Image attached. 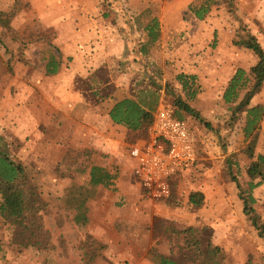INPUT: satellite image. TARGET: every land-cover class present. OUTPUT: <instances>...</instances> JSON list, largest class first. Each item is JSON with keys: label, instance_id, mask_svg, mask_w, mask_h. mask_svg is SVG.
<instances>
[{"label": "rangeland", "instance_id": "374dc122", "mask_svg": "<svg viewBox=\"0 0 264 264\" xmlns=\"http://www.w3.org/2000/svg\"><path fill=\"white\" fill-rule=\"evenodd\" d=\"M193 1L0 0V12L14 15L10 28L0 25V135L17 153L16 159H24L32 167L30 175L37 188L34 199L38 206L30 218L34 221L30 229L12 228L0 218V264H147L145 258L159 264L160 256L177 264H264V238L244 215L242 207L237 208L241 198L233 182L237 180L248 190L251 182L248 172L258 156H264V138L257 133L249 140L245 138L246 114L236 110L246 92L241 93L236 104H226L224 72L219 75L213 69L217 61L213 62L204 50L199 54L192 51L194 38L204 43L203 40L213 37L210 47L215 50L217 46V36L207 29H197L198 22L192 13L205 0L197 5ZM237 2L213 0L205 15L213 14L216 22L222 20L221 26L225 28L221 31L229 28L236 34L234 44L246 42L248 33H252L238 14ZM39 16L41 19H35ZM153 19L159 20L165 33L160 44L147 47L143 57L139 52L144 40L143 26ZM52 20H69L72 33L83 28L79 42L92 44L93 48L98 45L102 52L104 44L117 35L118 28L127 38L132 29L137 40L134 50L138 51L137 57L129 61L134 64L131 78L135 89L157 90L159 106L170 104L176 110L175 102L182 100L199 113L201 120L181 114L198 136V164L191 174L171 182L169 198L138 197L133 190L134 183L139 185L140 181L135 174L137 165L132 159V147L144 141L148 131L131 133L124 140V147L101 156L107 164L121 160L113 166L117 184L123 169L128 172L123 183L128 197L119 199L117 189L91 184L88 188L85 173L72 174L66 169H60L58 175H62V181L72 178L74 183L55 188L53 178L57 174L50 170L49 162L42 161L45 171H38L41 162H35L30 155L32 150L26 152L27 145L9 132L4 133L12 126L3 124V112L16 99L17 77L30 67L24 66L25 57L29 53L57 51L53 45L55 33L44 22ZM132 22L137 29L130 28ZM202 54L207 57L205 60L198 59ZM101 71L100 80L109 79V71L104 68ZM185 72L195 78L194 95L177 81V76L186 75ZM80 152L79 156L68 158L71 169L95 165L97 157L91 152L82 157ZM260 181L264 184V168L255 180ZM194 193L205 196L201 208L189 202ZM254 194L255 215L264 223V185ZM81 205L92 215L85 225H78L71 218ZM26 226L30 224L27 222Z\"/></svg>", "mask_w": 264, "mask_h": 264}, {"label": "crops", "instance_id": "0c3cea01", "mask_svg": "<svg viewBox=\"0 0 264 264\" xmlns=\"http://www.w3.org/2000/svg\"><path fill=\"white\" fill-rule=\"evenodd\" d=\"M193 2L197 5L202 0H194ZM236 7L240 17L250 26L251 35L257 39L264 50V0H238ZM41 11L40 9L38 12ZM212 16L213 14L209 17L205 16L202 21L197 19L195 15L194 18L198 22L197 29H207L212 36H217L216 49L212 50L210 47L213 37L209 41L203 40L204 43L194 38L193 43L195 44L192 51L199 54L201 50H204L205 55L212 56L210 59L213 62L217 61L213 69L219 75H222V71L224 72L225 86L228 87L239 69L249 74L259 60L252 51L235 46L236 34H232L229 28L227 29L229 31H221L225 28L221 26L223 21L219 22L218 20L216 22ZM38 18L41 19L40 16L35 19ZM44 22L55 33L53 45L57 51L53 50L46 54L29 53L25 57L24 66L30 65V67L26 66L27 68L23 70V73L17 77V88L14 90L16 99L11 101L9 109L3 112V124L12 126L6 128L7 131L4 133L9 132L10 136L27 145L26 152L29 148L32 150L31 153H28L33 155L35 162L38 160L41 162L38 171L42 173L45 171L42 169L44 164L42 161L49 162V166L52 168L50 170L57 174L53 178L57 186L55 188L61 187V185L68 187L74 183L72 178L62 181V175H58L60 169H62L61 171L66 169V171H71L72 174L77 175L78 173H85L89 188L92 168L100 167L114 177L111 188L118 190L116 192L118 199L128 197L127 189L123 184L128 172L123 169L122 176L118 178L119 184L116 182V175L113 174L114 163L118 164L121 160H113L107 164L106 160H101V156L115 151L117 147H124V140L131 133L137 134L124 126L115 124L110 118V113L116 103L133 97L137 91L136 86L134 87L133 78H131V70L134 64L131 65L129 62L131 58L138 55V51L134 50L137 46L136 36L132 35L135 32L130 29L129 34H131L127 38L122 33L124 31L118 28L117 35H113V40L109 39L108 43L104 44L105 50L102 52L98 45L93 48L94 45L92 44L87 46L80 43L84 30L80 28L73 33L70 32L71 22L69 20ZM129 24L130 28L133 26L134 30L137 29L135 22ZM148 24L149 22L144 24L143 31ZM162 27L160 24L161 38L156 44H160L162 35L165 33ZM147 43L148 37L144 31V40L141 41L142 46L141 51H139L143 57L146 56L145 50L147 48L145 47H147ZM205 55H199L198 59L205 60L207 58L204 57ZM246 57L248 58L246 59ZM42 60L45 61L43 64L41 63ZM124 61L129 63L125 64ZM42 65L43 67H40ZM47 67L52 73L47 72ZM103 68L109 71V79L107 80H100ZM185 74L188 73L185 72ZM252 81L249 85L252 84ZM9 91L10 94L13 93L12 88ZM258 104H264V87L261 94L252 102L253 106ZM257 135L264 138V119ZM80 151L83 152L82 157L89 156L91 153L97 157L95 165L91 167L81 165L71 169V161L68 158L79 156ZM132 156L137 165L135 156L133 154ZM25 162L29 164L27 161ZM129 173V177L134 178V172ZM114 184L117 185L113 186ZM134 184L133 190L140 197V187L138 183L135 182ZM242 204L240 200L236 205L237 208L242 207L244 210ZM87 207L90 209V206ZM81 215V211L76 212L71 217L73 222L81 221ZM86 217L90 222L92 220L91 212L87 213ZM152 260L144 259L147 264H156Z\"/></svg>", "mask_w": 264, "mask_h": 264}, {"label": "trees", "instance_id": "16d2710c", "mask_svg": "<svg viewBox=\"0 0 264 264\" xmlns=\"http://www.w3.org/2000/svg\"><path fill=\"white\" fill-rule=\"evenodd\" d=\"M212 1L205 0L201 8L192 9V13L197 19L204 20L206 13L211 9ZM13 16L10 13L0 12V25L10 28ZM159 27V20H149V24L144 29L148 37L147 47L156 44L160 40L161 31ZM235 46L252 51L259 60L249 74L242 69L236 72L227 89H225L223 97L226 104H236L240 100L241 93L243 91L246 92L245 99L240 103L236 111L246 114L244 134L246 140H249L260 130L264 119V104L252 105L253 100L261 94L264 87V50L257 39L249 33L246 42L237 41ZM47 72L52 73L48 67ZM251 80H253L252 84L249 85ZM177 81L185 90H188L189 94L194 95V77L179 75L177 76ZM159 100L160 96L157 90L152 88L138 89L133 97L116 103L110 113V118L115 124L124 126L132 132H146L154 122L155 114L159 107ZM175 107L177 108L176 117L178 119L186 121L181 115L184 112L190 117L201 120L199 113L182 100H177ZM10 148L11 146L7 144L6 139L0 135V194H3V199L0 200V218L12 228L16 227L20 230L30 229L31 224L34 223L30 218L34 216V211L38 210L37 200L34 199L37 188L30 175L32 167L23 160H17V153L13 148H11V152ZM19 149L20 147L18 146ZM262 168H264V156L261 155L258 156L257 161L249 169L248 174L251 182L248 185V190H244L237 180H233V182L237 184L241 201L244 204V215L248 217L252 226L264 238V223L258 219L259 217L255 215L254 210V206L257 204L254 192L264 185L262 181L255 182L256 178L261 174ZM113 179L112 175L100 167H93L91 170V185L93 187L103 186L110 188ZM189 202L195 208H201L204 205L205 196L202 193H194L190 196ZM82 205L78 207V213L82 212V220L77 223L85 225L89 222L86 217L88 211ZM27 222L30 226H26ZM159 264L177 263L167 257L160 256Z\"/></svg>", "mask_w": 264, "mask_h": 264}, {"label": "built area", "instance_id": "2783aa9c", "mask_svg": "<svg viewBox=\"0 0 264 264\" xmlns=\"http://www.w3.org/2000/svg\"><path fill=\"white\" fill-rule=\"evenodd\" d=\"M198 151V136L189 122L178 119L172 105L162 103L146 139L133 147L140 196L169 198L171 182L196 169Z\"/></svg>", "mask_w": 264, "mask_h": 264}]
</instances>
